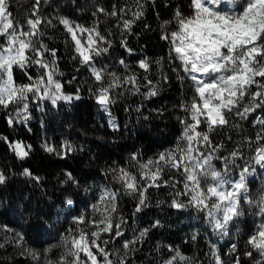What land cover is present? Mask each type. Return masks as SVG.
I'll list each match as a JSON object with an SVG mask.
<instances>
[{
	"label": "trees",
	"instance_id": "1",
	"mask_svg": "<svg viewBox=\"0 0 264 264\" xmlns=\"http://www.w3.org/2000/svg\"><path fill=\"white\" fill-rule=\"evenodd\" d=\"M189 2L41 0L39 8L45 18L41 25L44 31L42 39L49 48L57 50L59 68L63 73L57 78L66 93H75L79 89L81 98L70 103L60 101L55 106L47 100L33 102L29 107L31 119L26 123H14L13 126L7 123L9 110L0 108V172L6 176L5 183L0 184V264H45L48 259L57 260L65 251V237L69 236V230L77 227L74 217L83 214L86 219L98 218L99 213H93L91 206L99 203L105 190L118 193L114 221L119 222L121 217L127 221L125 238L132 239L139 235L141 229H150L142 243L132 246L135 251L127 254V264H164L175 255L176 249L191 264H213V248L224 264H231L225 258V245L216 246L213 243L212 233L204 223V213L194 208L178 210L169 207L172 199L170 194L173 192L170 186L150 188L146 194L148 206L136 212L137 199L125 195L116 179L119 169L123 168L138 176L139 163L154 160L158 154L184 144L180 139L183 132L180 119L186 118L187 114L181 109V104L190 101L193 91L190 81L177 79V75L183 76V72L172 71L178 61L169 62L168 44L160 39V35L161 25L172 19L177 6L186 14L190 11ZM34 3L35 0H9V10L14 20L24 22ZM138 3L144 6V15L132 25L131 34H125L123 20L133 19V13L141 11ZM113 10L117 15H108ZM60 18H67L85 27L95 24L112 41L109 54L98 57L96 67L106 66L108 71L121 76L135 73L142 85L140 91L133 94L129 91L132 86L124 85L116 90L124 94L117 96L109 110L104 111L89 91L95 85L94 77L71 59L74 55L72 42L60 24ZM167 27L171 30L175 25ZM109 30L112 35L108 34ZM121 40L127 41L128 48L132 49L131 54L120 46ZM144 58L152 62L147 75L159 87L158 95L147 98L143 95L148 91L144 86L147 84L143 79L145 71L138 66V62ZM121 59L129 66L127 73L119 64ZM78 67L80 70L76 71ZM29 73L35 77L37 69L33 67ZM164 76L168 77L167 82ZM17 77L19 83L28 82L27 77L19 72ZM258 112L264 115L257 110L247 120L233 117L231 123L241 127L226 128L212 134L214 143H225V155L228 150L239 145L243 137L254 140L259 126L252 122ZM113 124L118 125V128H114ZM228 136H232V140H228ZM2 138H7V141ZM15 141L25 145L29 154L24 159L17 157L9 147V142ZM46 146L56 151L48 152ZM255 147V144L248 147L245 143L240 148L244 158L237 161L239 165L247 161L256 169V176L248 178V187L252 192L264 180L259 166L252 160ZM134 153L137 154V160L132 159ZM214 163L217 168H223V162ZM24 169H28L32 176L22 175ZM238 170L236 168L233 172ZM68 173L78 181V186L68 180ZM33 176L39 177V182ZM170 178L182 180L178 174L173 176L172 172L163 175L165 180ZM181 187L182 184L177 185V188ZM69 199L71 203H67ZM244 202L241 203V217L248 216L243 209ZM156 221H159V226L152 227ZM255 221H249L252 223L245 225L234 238L235 255L241 264H254L259 258V254L247 244L248 237L256 230ZM37 225H43L44 230L38 231ZM102 238L108 239V234H103ZM122 243L123 238H118L108 245V250L120 249ZM25 249L36 253V258L25 252ZM247 251H253V256H246ZM22 252L24 255H21ZM121 255L124 253L121 252ZM174 264L187 262L177 260Z\"/></svg>",
	"mask_w": 264,
	"mask_h": 264
},
{
	"label": "snow or ice",
	"instance_id": "2",
	"mask_svg": "<svg viewBox=\"0 0 264 264\" xmlns=\"http://www.w3.org/2000/svg\"><path fill=\"white\" fill-rule=\"evenodd\" d=\"M40 3L41 0H35L29 17L21 22L14 20L9 0H0V108L9 110V126L31 119L30 99L35 102L47 100L55 106L60 101L70 103L81 98L79 89L75 93H66L57 78L63 73L59 68L57 50L49 48L42 39L44 31L41 25L45 18L41 15ZM137 6L141 11L134 12L133 19L123 20L125 34H131L132 25L144 15V6L139 3ZM188 8L190 11L186 14L177 6L172 19L161 25L160 35V39L168 44L169 62L178 61L172 71L183 72V76L177 75V79L190 81L193 91L190 101L181 104V109L187 114L186 118L180 119L183 125L180 139L184 144L158 154L154 160L139 163L138 176L119 169L116 179L125 195L137 199L136 212L148 206L146 194L150 188L170 186L173 192L169 207L178 210L194 208L204 213L213 231L221 236L229 234V226L243 215L242 201H247L258 209L256 214L262 218L248 237L247 244L259 254L254 264H264V190L258 198H250L248 178L256 169L247 161L244 165L237 164L244 158L240 148L245 143L248 147L255 144L252 160L264 168V115L256 116L252 122L259 126L254 140L243 137L239 145L228 150L227 155L224 154L225 143H214L212 138V134L226 128L241 127L231 123L233 117L247 120L257 110L264 113V0H190ZM98 11L103 12L104 9ZM108 15L116 16L117 12L113 10ZM59 22L72 42V61L94 77L95 85L89 91L104 111L109 110L117 96L124 94L116 91L124 85H131L129 91L133 94L140 91L142 85L135 73L121 76L108 71L106 66L96 67L99 63L97 58L109 54L112 41L95 24L85 27L67 18H60ZM170 24L175 25L171 30L167 27ZM108 34L112 35L110 30ZM120 46L132 53L126 40H121ZM151 63L148 58L138 62L139 68L145 71L143 79L147 84L144 86L148 91L143 95L146 98L159 94V87L147 75ZM119 64L126 73L129 71L123 59ZM33 67L37 69L35 77L29 73ZM79 70L78 67L76 71ZM17 72L27 77L28 82L19 83ZM163 79L168 81L167 76ZM113 127L118 128V125L113 124ZM2 139L7 141V138ZM227 139L232 140V136ZM9 147L21 159L29 154L22 142H9ZM66 147L71 150L70 146ZM46 151L56 150L46 146ZM132 159L137 160V154L134 153ZM214 162H223V168H217ZM236 168L240 169L238 178L233 179L232 172ZM166 172H172L173 176L178 174L182 180H165L163 175ZM22 175L32 176V173L24 169ZM67 178L78 186L71 173ZM33 179L39 182L40 178L33 176ZM5 181V174L0 172V184ZM178 184L182 187L177 188ZM117 197V192L105 190L99 203L91 206L93 213H99L98 218L86 219L83 214L74 217L77 227L70 229L69 236L65 237L64 253L55 261L46 260L45 264H127V254L135 251L132 246L142 243L150 229H141L139 235L132 239L125 238L127 221L123 217L119 222L114 221ZM71 202L67 200V203ZM158 226L159 221L152 225ZM36 229L42 232L44 226L37 225ZM103 234H108V239H103ZM118 238H123L121 248L108 250V245ZM231 248L236 251L235 244ZM24 251L36 258V253ZM245 255L252 257L253 251H247ZM211 256L213 264H224L215 248ZM177 260L191 264L178 249L164 264H174ZM235 264H241L238 258H235Z\"/></svg>",
	"mask_w": 264,
	"mask_h": 264
},
{
	"label": "rangeland",
	"instance_id": "3",
	"mask_svg": "<svg viewBox=\"0 0 264 264\" xmlns=\"http://www.w3.org/2000/svg\"><path fill=\"white\" fill-rule=\"evenodd\" d=\"M35 102L32 101L30 99L29 101V107L31 106V104ZM257 115H261L260 112L257 113ZM17 142V141H15ZM23 144V143H22ZM24 145V144H23ZM26 150V147H25ZM27 151V150H26ZM259 166V165H258ZM260 171L263 173L264 175V168L259 166ZM238 173L239 170L237 172H232V178H238ZM256 174L253 173L249 178H253L255 177ZM264 179V176H263ZM264 181V180H263ZM263 181H261V184L258 188H256L253 192L249 189V194H250V198H252V196H254L252 199H256L258 198L259 193L264 190V184ZM243 209L246 210V212L248 213L247 217H239L233 225L229 226V234L226 236H221L219 233L214 232L211 225L206 221H204V223L208 226L207 230L210 231L212 233V239H213V243L216 246H220L221 244H224L225 246V258L227 261H231V264H235V258H238L237 255H235V252L232 251L231 245H233L235 243L234 238L236 239L237 236L242 232V230L244 229L245 225H248L249 221H252L253 219H255V224L254 225H258L261 222V217L259 215H257L256 213L258 212V209L256 207L251 206L247 201L244 202V206Z\"/></svg>",
	"mask_w": 264,
	"mask_h": 264
}]
</instances>
